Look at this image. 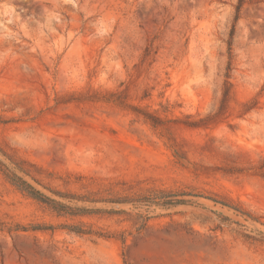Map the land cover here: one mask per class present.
<instances>
[{
	"label": "rangeland",
	"instance_id": "1",
	"mask_svg": "<svg viewBox=\"0 0 264 264\" xmlns=\"http://www.w3.org/2000/svg\"><path fill=\"white\" fill-rule=\"evenodd\" d=\"M238 4L0 0V264H264V0Z\"/></svg>",
	"mask_w": 264,
	"mask_h": 264
},
{
	"label": "trees",
	"instance_id": "2",
	"mask_svg": "<svg viewBox=\"0 0 264 264\" xmlns=\"http://www.w3.org/2000/svg\"><path fill=\"white\" fill-rule=\"evenodd\" d=\"M243 3V0H239V4L236 7V10L239 11L241 4ZM230 49L231 43H228ZM230 63H231V52L228 51V61L226 66V72L224 74V81H223V93H222V100H225L226 97L229 94V88H230V82H229V70H230ZM10 181L17 186L20 190L27 193L32 198L39 200L43 203H46L50 205L52 208H54L57 211H61L64 206V204L60 201L55 200L54 198H51L50 196L46 195L44 192L40 191L39 189L35 188L31 183H29L27 180L22 178L21 176L17 174H11L9 177ZM57 195L64 196L65 194H61L59 192H55ZM75 229V228H74ZM78 229V228H77ZM81 231V230H78Z\"/></svg>",
	"mask_w": 264,
	"mask_h": 264
}]
</instances>
